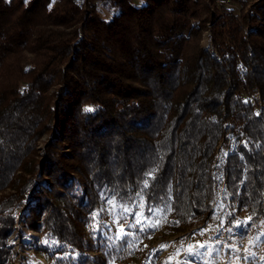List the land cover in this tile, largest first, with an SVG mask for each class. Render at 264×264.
Masks as SVG:
<instances>
[{
    "label": "trees",
    "instance_id": "16d2710c",
    "mask_svg": "<svg viewBox=\"0 0 264 264\" xmlns=\"http://www.w3.org/2000/svg\"><path fill=\"white\" fill-rule=\"evenodd\" d=\"M100 1L119 13L105 19L95 0H0V264L15 258L27 203L28 227L69 250L56 264L107 263L85 228L103 190L169 204L178 230L209 221L223 144L231 206L264 220V0L246 3L248 32L233 24L221 59L200 43L207 0ZM55 127L64 138L42 158Z\"/></svg>",
    "mask_w": 264,
    "mask_h": 264
},
{
    "label": "rangeland",
    "instance_id": "374dc122",
    "mask_svg": "<svg viewBox=\"0 0 264 264\" xmlns=\"http://www.w3.org/2000/svg\"><path fill=\"white\" fill-rule=\"evenodd\" d=\"M253 1L235 0L234 6L239 10L228 8L225 11L217 6L216 0H207L211 18L201 31V45L222 58L228 47L236 45L230 35L233 24L239 21L246 34L247 28L240 18L246 3ZM57 2L53 0L52 6ZM133 2L141 6L144 1ZM94 4L107 20L119 13L109 2L95 0ZM259 21L263 23L264 16H260ZM191 25L197 27L195 22ZM251 98L259 104L258 95L253 93ZM63 136L55 127L50 135L43 137L38 146L39 155L44 157L50 140L62 141ZM229 137L230 147L234 148L237 140L234 135ZM228 152L229 147L224 144L218 152L216 201L209 221L188 230H178L169 204L148 207L142 195L124 203L103 190L102 205L89 215L85 225L88 238L93 242L92 252L104 255L106 264H264V220L253 223L246 209L237 211L229 202L220 168ZM28 206L29 203L17 212L15 231L10 237L16 250L11 264H56L57 259L69 255V250L47 233L28 227L25 221Z\"/></svg>",
    "mask_w": 264,
    "mask_h": 264
},
{
    "label": "built area",
    "instance_id": "2783aa9c",
    "mask_svg": "<svg viewBox=\"0 0 264 264\" xmlns=\"http://www.w3.org/2000/svg\"><path fill=\"white\" fill-rule=\"evenodd\" d=\"M234 1L235 0H216V2H217V6L219 7V8H221V9H223V10H227L228 8L229 9H237L236 8V6H234ZM237 10H239V9H237ZM239 15V14H238ZM247 32H248V30H247ZM213 53V52H212ZM224 56V55H223ZM222 56V57H223ZM219 59H221V57L219 58Z\"/></svg>",
    "mask_w": 264,
    "mask_h": 264
},
{
    "label": "snow or ice",
    "instance_id": "6c2138e0",
    "mask_svg": "<svg viewBox=\"0 0 264 264\" xmlns=\"http://www.w3.org/2000/svg\"><path fill=\"white\" fill-rule=\"evenodd\" d=\"M85 111H93L91 108H86Z\"/></svg>",
    "mask_w": 264,
    "mask_h": 264
}]
</instances>
